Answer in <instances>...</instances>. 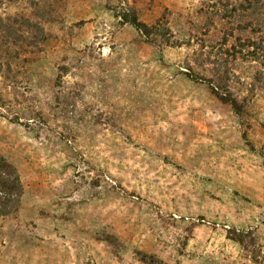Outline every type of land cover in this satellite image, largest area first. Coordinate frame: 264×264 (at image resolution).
<instances>
[{"label": "rangeland", "instance_id": "obj_1", "mask_svg": "<svg viewBox=\"0 0 264 264\" xmlns=\"http://www.w3.org/2000/svg\"><path fill=\"white\" fill-rule=\"evenodd\" d=\"M206 6L0 0V21L44 31L23 27L13 48L0 32L13 71H0V155L23 185L0 217V264H264V64L229 63L243 116L194 81L212 72L198 45L224 27L207 31ZM128 8L147 24L164 14L181 46L147 42L117 17ZM232 229L254 234L257 262Z\"/></svg>", "mask_w": 264, "mask_h": 264}, {"label": "trees", "instance_id": "obj_2", "mask_svg": "<svg viewBox=\"0 0 264 264\" xmlns=\"http://www.w3.org/2000/svg\"><path fill=\"white\" fill-rule=\"evenodd\" d=\"M201 13L206 16L207 31L214 27L215 20L223 23L224 27L220 43L209 45L201 40L198 45L202 53L206 52L207 63L212 64L211 76H199L193 80L206 85L219 102L230 106L235 115L243 116L246 114V105L229 90V63L231 60L242 58L264 64V0H211V7H203ZM163 15L154 24L139 20L136 11L132 8L122 9L117 17L121 19V23L131 25L147 42L154 43L153 40H159L172 46H181L179 42H171L172 33ZM19 24L21 32L0 21V32L6 37L1 45L9 48L22 45L25 37L23 29L26 26L38 36L44 37V31L39 24L30 23L24 18ZM202 53L200 52L201 55ZM8 59L7 56L0 58V71L4 70L7 74H12ZM188 77L191 78L189 74ZM242 137L246 138L245 132L242 133ZM22 196L23 185L16 168L0 155V217L16 213L20 208ZM226 238L247 251L253 262H257L261 257L256 237L251 231L232 229L226 232ZM109 242L116 247V240ZM138 258L144 264H163L144 253H139Z\"/></svg>", "mask_w": 264, "mask_h": 264}]
</instances>
